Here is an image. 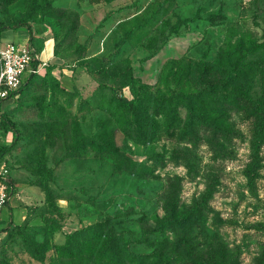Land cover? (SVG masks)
<instances>
[{
    "label": "rangeland",
    "instance_id": "obj_1",
    "mask_svg": "<svg viewBox=\"0 0 264 264\" xmlns=\"http://www.w3.org/2000/svg\"><path fill=\"white\" fill-rule=\"evenodd\" d=\"M147 10L155 14V23L139 29L132 18H143ZM21 20L33 24L41 51L53 50L48 59H38L40 70L22 93L2 104L20 138L3 159L15 193L9 198L13 225L0 235L2 263L57 264V250L67 234L110 217L138 255L165 245L184 258L256 264L264 249V229L259 227L264 222V146L258 149L261 167L249 174L253 139L248 112L239 102L205 103L212 109L209 117L234 130L227 137L224 130L213 137L229 152L214 160L211 144L167 136L168 128L179 129L185 106L177 107V121L171 112L152 119L148 111L157 103L153 96H179L185 86L179 83L182 69L190 74L199 64L207 79L218 75L215 84L221 92L239 89L263 99L264 0H0V23ZM173 26L178 27L172 32ZM14 36L6 30L0 45H27L25 37ZM234 64L235 72L221 86L219 72L226 76ZM115 67L134 79L133 87L115 84L113 90L126 100L138 97L135 116L144 133L134 136L138 142L106 109L89 101L100 82L109 83L106 75L111 78ZM51 78L58 83L49 82ZM191 98L188 104L202 107L196 102L204 103L203 98ZM79 131L86 143L114 140L127 166L103 151L79 149ZM197 134L212 135L202 128ZM11 141L10 132L0 133V146ZM179 152L196 156V174L188 173L180 159L169 158ZM211 182L204 218L157 229L172 195L189 204L202 198ZM7 224L4 207L0 228ZM124 245L120 241L117 247ZM37 251L41 254L35 257ZM148 260L145 264L152 262Z\"/></svg>",
    "mask_w": 264,
    "mask_h": 264
},
{
    "label": "trees",
    "instance_id": "obj_2",
    "mask_svg": "<svg viewBox=\"0 0 264 264\" xmlns=\"http://www.w3.org/2000/svg\"><path fill=\"white\" fill-rule=\"evenodd\" d=\"M155 14L151 10H147L146 14L142 17H133L132 23L137 24V28H142L146 24L153 25L155 23ZM141 22H144L141 24ZM178 26L171 27V31L176 30ZM18 28H25L29 35L27 42V49L33 55L31 61V69L35 70L40 65L39 60L36 58V49L34 45V33L33 24L31 22L21 20L11 22L9 24L0 23V35L3 31L6 30H16ZM131 29V28H129ZM128 30H125L126 35ZM141 31V30H140ZM130 32V31H129ZM135 35V33H133ZM66 35V34H65ZM87 65V64H86ZM52 67H49V71ZM116 70V67L115 69ZM235 72V64L232 66V69L226 73L221 74L219 72L218 82L222 86L225 83L227 76L231 77ZM182 75L179 74V83L182 82L185 86L179 92V96L170 97L167 94H161L158 98L153 96L157 103H153L155 108H152L148 111L150 115L155 117L165 114L166 112H171L176 115V120L178 119L177 107L181 104L185 106V119L181 122L180 126H177L179 129L174 131L169 128L166 130V134L169 137H174L177 140L187 139L192 141V145L197 142H205L211 144V148L214 151L212 159L225 158L229 155V152H224L222 144L215 142L213 137L220 131H225L224 136L227 137L234 130L232 128L227 129L224 125L220 124L219 121L215 118H211L210 112L212 109L208 107L205 103H210L214 100L215 102L229 103L236 106V103L239 102L240 107L248 112L247 116L251 119V134L253 139L252 150H253V160L249 164V174H254L255 171L261 167L259 165V156L258 149L261 146H264V98L254 99L252 96H249L245 91L239 89H233V92L223 91L221 92L216 88L215 80L218 75L213 74L210 79H207V71L202 68L199 64L196 72L191 71L190 74H187L184 68L181 71ZM97 74V73H96ZM36 73H30L24 79L20 89L17 92L10 94V97L6 99H0V133H11L12 141L9 145L0 146V165L4 164L3 159L6 155L11 153L16 145L19 142L18 129L15 126L16 124L11 120L5 112L1 111L2 104L14 98L17 94L22 93V91L33 81ZM126 76V79H125ZM190 79L193 80L195 86L190 84ZM106 82H100L98 89L94 92L92 97L89 99L93 107H102L106 109L113 118L118 123V126L121 130L130 139L134 141H139V138L135 140L134 136L140 135L143 137L144 133L142 131L141 124L137 121L135 116L136 109L139 106L138 97L133 96L131 100H126L125 98L117 97V94L114 92L113 88L115 84L121 86L130 85L133 87L134 79L131 76V73L126 71L124 75L117 67L115 73L111 76L108 73L106 75ZM185 81V82H183ZM51 83L57 84L58 82L51 78ZM110 85V86H109ZM190 87L186 89V87ZM217 92L220 93V96H216ZM136 95V93L134 92ZM201 97L204 99V103L196 102L199 106H193L188 104V100L193 97ZM192 99V98H191ZM210 100V101H209ZM167 114V113H166ZM51 116H54L52 114ZM130 116L133 117L132 122H130ZM175 121L172 123L171 127L175 126ZM202 128L204 131H211L212 135L207 137H202L197 134V129ZM74 148V147H73ZM91 148L96 151L100 150L105 153H108L111 158L116 161L120 166H127L126 162L128 161L124 155L119 153L118 148L115 146L114 140L108 139L107 141L96 142L93 139L83 142L82 137H80L79 131V149ZM81 154V153H79ZM189 153L179 152L177 154H172L169 158L172 160L180 159L188 173L196 174L197 168V158L196 156H187ZM192 159L193 162H189ZM211 170V169H210ZM8 183V200L5 204L8 213V224L5 228H0V235L4 233H9V228L13 225V210L9 205V198L14 195V190L12 188V182L7 181ZM213 186V183H209L207 189L203 192L202 198L194 199L189 203L185 204L183 202L177 201L176 196L170 197L169 203L166 204L168 208V213L160 220L158 230H164L170 227L172 224H179L185 219L188 218H204L205 211L210 210L206 201L211 197V192L213 191L210 187ZM178 188L174 189L176 195ZM172 198V199H171ZM50 223L53 225V230H58L60 227L57 225L55 219H51ZM11 226V227H10ZM49 227H52L49 225ZM259 227L264 229V222L259 223ZM120 241H125L124 249L117 247V244ZM131 240L129 236L123 238V232H117L115 230L114 223L110 217H108L104 222L95 223L93 225L86 226L84 228L78 229L70 234L66 235L65 243L58 247L57 256L59 260L57 264H145L148 263V259H151L150 264H222L221 262H213L211 260H203L196 258H184L183 253L174 252L173 250L168 251L167 246L164 245L163 249L157 251L154 250L153 254L149 255H138L134 253L130 248ZM37 253V254H36ZM34 256L38 257L41 254V251H37ZM33 255V254H32ZM2 255L0 254V264L2 263ZM256 264H264V249L260 254Z\"/></svg>",
    "mask_w": 264,
    "mask_h": 264
},
{
    "label": "built area",
    "instance_id": "obj_3",
    "mask_svg": "<svg viewBox=\"0 0 264 264\" xmlns=\"http://www.w3.org/2000/svg\"><path fill=\"white\" fill-rule=\"evenodd\" d=\"M33 55L27 49L26 45L7 43L0 45V99L10 97V94L17 92L23 81V75L26 73H38L37 69H31ZM38 59V56H36ZM1 123V116H0ZM0 166V214L8 200V179L7 170Z\"/></svg>",
    "mask_w": 264,
    "mask_h": 264
},
{
    "label": "crops",
    "instance_id": "obj_4",
    "mask_svg": "<svg viewBox=\"0 0 264 264\" xmlns=\"http://www.w3.org/2000/svg\"><path fill=\"white\" fill-rule=\"evenodd\" d=\"M10 31H12V33L15 35L14 37L16 38V39H18V38H22V37H25V39H24V42H23V44H26V42H28V39H29V35H28V33H27V30L25 29V28H18V29H16V30H10ZM3 33H5V31H3L2 33H1V35H0V43L2 42V34ZM35 39V38H34ZM34 41H36V39L34 40ZM35 45H36V49H37V51L39 52V56H38V59H40V60H42V59H48L49 57H50V55H52V50H53V48L52 49H47V50H45V48L44 49H42V51L38 48L39 47V45L37 44V41L35 42ZM44 50V51H43ZM41 54H43V57H41L40 55ZM28 74L29 73H27L26 74V77L28 76ZM25 77V78H26ZM24 78V79H25ZM11 100H13V99H9V100H7V101H11ZM7 101H5V102H7ZM4 104V103H3ZM5 107H6V105L5 106H1V111L2 112H5V111H3V110H5Z\"/></svg>",
    "mask_w": 264,
    "mask_h": 264
}]
</instances>
